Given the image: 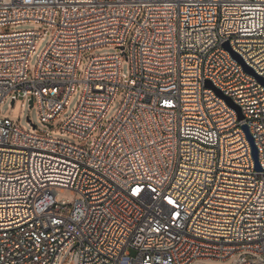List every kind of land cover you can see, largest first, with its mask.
<instances>
[{
    "label": "built area",
    "instance_id": "2783aa9c",
    "mask_svg": "<svg viewBox=\"0 0 264 264\" xmlns=\"http://www.w3.org/2000/svg\"><path fill=\"white\" fill-rule=\"evenodd\" d=\"M25 22L53 29L33 76L45 32L9 30ZM102 46L121 52L79 74ZM8 95L81 142L0 117V264H59L72 244L74 264H264V0H0Z\"/></svg>",
    "mask_w": 264,
    "mask_h": 264
},
{
    "label": "rangeland",
    "instance_id": "374dc122",
    "mask_svg": "<svg viewBox=\"0 0 264 264\" xmlns=\"http://www.w3.org/2000/svg\"><path fill=\"white\" fill-rule=\"evenodd\" d=\"M33 29H41L44 31L43 37L37 42L33 53L29 58V72L31 76L34 74L35 67L37 65L38 59L41 56L42 51L45 49L46 45L50 42L53 32L52 28L32 22H25L21 24L11 25L9 27L10 31H24V30H33ZM113 52H121L119 47L115 46H102L93 49L91 52L85 54L80 61L78 73L82 74L86 68V65L89 59L93 55H101L104 53H113ZM122 73L125 79L129 78V62L126 59H123L121 63ZM82 86L81 84H77L75 90L73 91L70 100L65 107L63 113L57 118L55 122V127L61 125L73 112L75 109L80 93H81ZM124 96V91H120L117 96L115 97L114 101L108 108L103 120L101 121L100 125L96 130L90 135V137L86 140V146L89 147L98 137L102 128L112 119V117L116 114L117 110L119 109L122 99ZM12 108L11 104V96H6L2 102L0 103V117H8L13 123H19V125L25 129L26 131H33V125L36 126L37 130L40 132H47V134L55 139H60L72 144H79L81 141L74 136H71L67 133L56 131V130H48V127L43 124L38 117L37 108L35 105L29 103L27 98H18L17 101L14 103L12 108V113L8 115V111ZM57 197L59 199L66 200L67 203H71L74 199V195L71 193L69 189H63L62 191L58 192ZM72 245H69L66 248L65 253L60 257L59 264H74L72 260V256L74 250L72 249ZM132 254H135L132 251Z\"/></svg>",
    "mask_w": 264,
    "mask_h": 264
},
{
    "label": "water",
    "instance_id": "95a60500",
    "mask_svg": "<svg viewBox=\"0 0 264 264\" xmlns=\"http://www.w3.org/2000/svg\"><path fill=\"white\" fill-rule=\"evenodd\" d=\"M225 47H226L227 49H229V47H228L227 44H225ZM233 56H234L235 58H237L240 62H242L241 58H240L237 54L233 53ZM242 64H243V66H244V69H245L247 72L254 74L253 70H252L250 67L246 66L243 62H242ZM257 77H258V79L262 80L261 77H259V76H257ZM206 86H207V87H213L210 81H207ZM216 91H217L218 94L222 95V93H221L218 89H216ZM226 101H227V103H228L230 106L236 108V110L238 111V114H239V119H242V116H241V114H240V112H239V108H238V106H236V105L231 101V99H229V98H227V97H226ZM29 103L31 104V101H29ZM243 128H244V130H245V132H246V134H247V136H248V138H249V140H250V142H251V144H252V146H253L252 154H253V157H254V160H255L256 168H257V169H260V168H259V165H258V163H257V150H256L255 146L253 145L252 138H251V136H250L249 133H248L247 127L244 125Z\"/></svg>",
    "mask_w": 264,
    "mask_h": 264
}]
</instances>
